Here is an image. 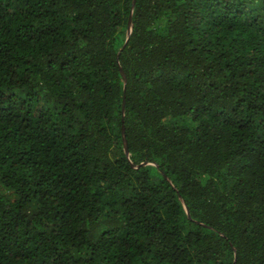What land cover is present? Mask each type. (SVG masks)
I'll use <instances>...</instances> for the list:
<instances>
[{
    "label": "trees",
    "instance_id": "16d2710c",
    "mask_svg": "<svg viewBox=\"0 0 264 264\" xmlns=\"http://www.w3.org/2000/svg\"><path fill=\"white\" fill-rule=\"evenodd\" d=\"M0 264H264V0H0Z\"/></svg>",
    "mask_w": 264,
    "mask_h": 264
},
{
    "label": "water",
    "instance_id": "95a60500",
    "mask_svg": "<svg viewBox=\"0 0 264 264\" xmlns=\"http://www.w3.org/2000/svg\"><path fill=\"white\" fill-rule=\"evenodd\" d=\"M135 3V0H132V5ZM131 31V17L129 16L128 18V30H127V36L129 35ZM120 72L122 74V77H123V80L124 82H126V77H125V74L123 72V70L120 68ZM124 94H123V100H122V110L124 109ZM121 131H122V136H123V149H124V152L126 155H128V146H127V143H126V140H125V137H124V125L122 124L121 126ZM142 165H145L146 163L142 162L141 163Z\"/></svg>",
    "mask_w": 264,
    "mask_h": 264
}]
</instances>
